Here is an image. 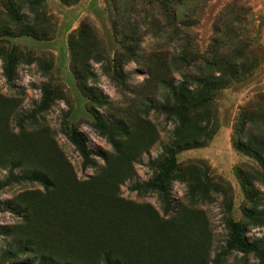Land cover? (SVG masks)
Wrapping results in <instances>:
<instances>
[{
	"label": "rangeland",
	"instance_id": "1",
	"mask_svg": "<svg viewBox=\"0 0 264 264\" xmlns=\"http://www.w3.org/2000/svg\"><path fill=\"white\" fill-rule=\"evenodd\" d=\"M194 50L243 70L189 112L177 111L172 96L171 109L157 110L166 102L164 82H184L191 90L197 82L189 72H218L202 63H173ZM10 51L13 85L3 73ZM70 127L90 152L87 167L65 134ZM238 136L264 140V0H0V180L9 169L59 173L62 189L53 197L73 206L82 221L92 216L79 204L91 196L99 210L108 202L130 207L137 225L143 204L168 216L155 191L133 186L155 177L175 139L170 215L184 209L206 223L211 259L226 244L231 220L245 227L249 241L264 239V223L246 222L244 214L264 209V168L235 149ZM243 178L255 199L247 197ZM37 191L43 189L36 182L0 189V264H36L31 252L15 259L3 252L9 233L32 227L41 249L93 256L94 245L74 242L57 223H47L55 201ZM19 194L24 202L37 199L39 214L30 221L16 203ZM240 262L257 264L236 250L224 259Z\"/></svg>",
	"mask_w": 264,
	"mask_h": 264
},
{
	"label": "trees",
	"instance_id": "2",
	"mask_svg": "<svg viewBox=\"0 0 264 264\" xmlns=\"http://www.w3.org/2000/svg\"><path fill=\"white\" fill-rule=\"evenodd\" d=\"M195 55L197 56L196 50L186 51L184 56L180 54L179 58H174L173 63L179 62L178 59H180L185 61L186 66L194 68L198 63H202L204 68L217 67L218 72L203 74L189 72V77L197 82L196 87L191 90L184 85V82H164L168 89L166 102L155 105L154 108L164 111L166 107H169L167 103L172 96L177 102V111L189 112L200 103L208 102L212 95L207 93L209 90L222 87L228 83L229 79L236 78L243 70L239 63L217 57L208 59L204 56L202 58L197 56L199 60L201 59L197 62ZM13 61L14 51H10L4 58L3 73L11 85H13ZM177 129L178 127L174 132ZM65 134L81 157L82 167L89 166L90 152L80 133L70 127L66 128ZM233 146L237 150L254 155L264 168V140L255 143L252 138H249L243 142L238 136L233 140ZM179 148L177 140L174 139L168 148V157L158 165L155 177L149 182L133 186L137 190L155 191L163 212L168 216L162 218L150 205L143 204L138 217L140 222L137 225L129 220L130 207L121 208L119 205L108 202L105 208L99 210L98 206L91 201L94 200L91 196H84L82 203L79 204L82 210H86L87 206L89 215L92 216L91 219L82 221L73 206L60 203L53 197L62 189L58 181L59 173L52 176L37 167H27L24 170L25 174L15 175L12 169H9L5 178L0 180V189L13 183H38L43 191H37L36 194L55 201V208L49 213L47 223L50 225L57 223L59 227L55 229L67 232L68 239L77 243H85L88 246L94 245L98 251L93 256L86 257L85 255L73 256L69 251L57 253L41 249L36 228L32 227L22 235L9 233L12 242L4 249V255L15 259L21 252H31L37 257L36 264H226L224 263L226 255L236 250L242 255H252L257 264H264V239L249 241L244 235L245 227L240 222L235 220L228 222L229 238L221 250L210 259V231L206 223L205 225L200 223L188 215L184 209L170 215L171 200L168 180L177 168L174 151ZM242 185L247 197L251 200L255 199V193L249 190V184L244 178ZM16 200L25 219L30 221L39 214L37 199L24 202L26 199L19 194ZM132 209L136 213L133 206ZM244 214L246 222L264 223V209L255 210L251 207L244 210ZM24 264L34 263L25 262Z\"/></svg>",
	"mask_w": 264,
	"mask_h": 264
}]
</instances>
